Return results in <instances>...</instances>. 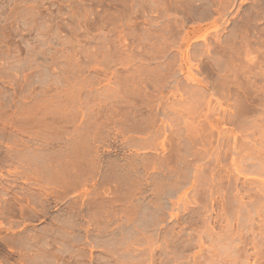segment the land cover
<instances>
[{"label":"rangeland","instance_id":"obj_1","mask_svg":"<svg viewBox=\"0 0 264 264\" xmlns=\"http://www.w3.org/2000/svg\"><path fill=\"white\" fill-rule=\"evenodd\" d=\"M0 264H264V0H0Z\"/></svg>","mask_w":264,"mask_h":264},{"label":"bare ground","instance_id":"obj_2","mask_svg":"<svg viewBox=\"0 0 264 264\" xmlns=\"http://www.w3.org/2000/svg\"><path fill=\"white\" fill-rule=\"evenodd\" d=\"M261 106V105H260ZM259 108V107H258ZM261 165V164H260ZM231 236V235H230ZM255 237V236H254ZM239 238V237H238ZM247 242V241H246ZM255 243V242H254ZM246 244V243H245ZM256 244V243H255ZM227 246V245H226ZM242 247V246H241ZM255 247V246H254ZM246 248V247H245ZM239 249V248H238ZM240 250H242V249H240ZM256 250H257V248H256ZM255 250V251H256ZM262 250V249H261ZM238 251V250H237ZM240 254V253H239ZM241 254H243V253H241ZM258 255V254H257ZM217 257V256H216ZM247 258V257H246ZM226 260V259H225Z\"/></svg>","mask_w":264,"mask_h":264}]
</instances>
